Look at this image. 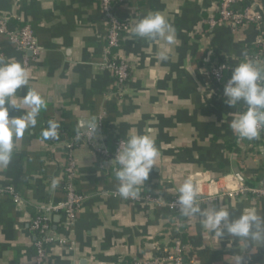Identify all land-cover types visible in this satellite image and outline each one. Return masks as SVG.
<instances>
[{
    "label": "crops",
    "instance_id": "crops-1",
    "mask_svg": "<svg viewBox=\"0 0 264 264\" xmlns=\"http://www.w3.org/2000/svg\"><path fill=\"white\" fill-rule=\"evenodd\" d=\"M218 1L128 0L121 5L118 15L131 28L117 54L130 64L131 76L115 99L110 97L114 79L98 66L106 45L99 0H0L7 29L28 26L40 51L20 52L0 34V58L21 63L28 72V84L11 99L9 116H27L30 108L23 98L30 90L45 101L36 125L14 138L11 162L0 167V189L12 187L26 202L18 209L11 195L0 193V264H34L30 222L35 206L65 198L66 149L43 137L50 122L59 125L65 141L100 117L104 126L94 133L93 145L74 143V185L86 199L68 231L61 216L57 222L53 218L52 230L68 236L70 245L48 244L45 264H130L152 260L161 253L160 243L168 244L164 227L173 222L171 210L114 194L116 172L111 162L101 167L96 146L111 153L115 136L126 140L150 131L155 141L159 155L139 196L155 192L169 201L191 181L202 210L225 207L235 219L252 207L264 219V195H228L240 187L264 188V131L253 140L233 133L230 123L247 105L241 101L229 107L225 84L217 85L209 73L210 65L222 59L233 68L246 61L258 33L250 25L209 30L206 21L217 16ZM251 4L264 6V0H244ZM150 12L161 13L175 28L177 43L131 34L134 22ZM161 53L168 59L161 60ZM201 219L198 214L184 216V245L192 264H233L237 255L244 264H264V243L227 232L218 239Z\"/></svg>",
    "mask_w": 264,
    "mask_h": 264
},
{
    "label": "clouds",
    "instance_id": "clouds-1",
    "mask_svg": "<svg viewBox=\"0 0 264 264\" xmlns=\"http://www.w3.org/2000/svg\"><path fill=\"white\" fill-rule=\"evenodd\" d=\"M131 34L138 38L149 40L160 39L167 44L177 43L175 28L159 12H150L134 22ZM161 60L168 57L161 53ZM28 84V72L21 63L0 58V167H7L11 162L14 148V138H21L29 126L36 125V117L45 106V101L35 91H29L23 102L30 108L26 117L14 118L9 116L13 105L11 99L17 90ZM225 102L229 107L243 101L247 109L235 116L229 127L240 139L253 140L259 138L264 129V68L252 60L239 63L231 70V77L223 89ZM59 125L50 122L48 129L42 135L45 139L55 138ZM94 132L97 123L93 125ZM159 153L155 141L146 131L144 134L131 135L120 142L115 162L118 165L116 179L117 192L121 198L136 199L140 188L149 177ZM112 162V163H113ZM52 187H56L53 181ZM196 190L191 181H185L179 188L177 203L180 214L202 217L205 228L221 239L225 232L243 238L264 243V219L255 208L249 207L242 211L238 218L230 219L225 207H210L201 209L198 204ZM233 264H244L242 255L234 257Z\"/></svg>",
    "mask_w": 264,
    "mask_h": 264
},
{
    "label": "built area",
    "instance_id": "built-area-1",
    "mask_svg": "<svg viewBox=\"0 0 264 264\" xmlns=\"http://www.w3.org/2000/svg\"><path fill=\"white\" fill-rule=\"evenodd\" d=\"M128 2V0H99V9L102 14V23L105 29V48L103 51V61L98 65L102 71H107L115 82V90L110 93V97L115 99L120 98L130 80L131 69L130 64L124 58L117 54L120 48L123 36L130 31V24L120 19L118 9L121 5ZM216 17H212L206 21L209 30L216 26H227L232 31L243 28L245 26H253L258 33L254 47L257 49L255 53L248 54L246 60H252L259 64L261 68L264 67V6L259 4L244 5V0H219L214 5ZM0 34L9 38V40L17 47L20 52H32L38 54L40 51L37 46V41L33 32L28 26H24L19 30L13 32L7 29V19L0 17ZM234 69L228 61L222 59L214 62L209 67V73L212 80L220 85L222 82L227 83L231 77V70ZM246 108L242 111H246ZM97 123V129L103 128L102 117L94 122L84 133H77L71 139L64 140L59 129H57V136L49 138V142L54 147H61L66 149V160L63 166V191L65 198L58 203L38 204L35 206V217L30 222V231L35 237L34 249L35 257L34 264L46 263V247L52 242H57L60 245H70V238L68 236H59L52 230V221L55 216H61L64 221V229L69 230L73 225L76 215L80 211L86 199L85 196L79 194L75 189V179L77 177V168L73 157V146L77 141L83 142L87 145H93L94 128L93 125ZM49 127V126H48ZM261 130L260 134L263 133ZM114 151L109 153L105 146H96V151L99 155V161L102 168H105L108 162H113L122 141L119 137H114ZM112 172L118 170V165L112 163ZM0 193L9 194L13 197L16 208L21 209L26 202L23 201L12 187H4L0 189ZM117 195L118 193H114ZM228 195L236 197L247 196L259 197L264 195V188L250 189L240 187L235 192H229ZM177 196L172 197L169 201H164L155 192H148L144 195L138 196L136 199L129 200L137 203H142L154 209L168 208L173 212V225L175 230L168 232V242L171 246L164 252V256L154 257L152 260L135 261L130 264H160L162 262H169L171 264H192L186 255V246L182 243L180 231L178 227L181 222L178 216L181 215L179 211V204L177 203ZM188 262H185V260Z\"/></svg>",
    "mask_w": 264,
    "mask_h": 264
},
{
    "label": "trees",
    "instance_id": "trees-1",
    "mask_svg": "<svg viewBox=\"0 0 264 264\" xmlns=\"http://www.w3.org/2000/svg\"><path fill=\"white\" fill-rule=\"evenodd\" d=\"M256 50H257V49H256L255 47H253V48L250 50L249 54H253V53H255ZM220 85H221V86H224V83L222 82ZM113 151H114V148H113L112 151H110L111 154L113 153ZM179 220H180L181 224H180V226L178 227V230L180 231V235H178V236L180 237L182 243L185 244V241H184V235H183V230H182V228H183V224H184V216H183V215H179ZM175 229H176V226L173 225V222H172V221H170L169 223H167V224L165 225V227H164V233H167V235H168V232H169L170 230H175ZM159 246H160V248H161V250H160L161 253L159 254V256H164V255H165L164 248H169V247L171 246V244H170V242H168V244H167L166 246H165V245L163 246V245L160 243ZM185 262H188V260L186 259Z\"/></svg>",
    "mask_w": 264,
    "mask_h": 264
},
{
    "label": "water",
    "instance_id": "water-1",
    "mask_svg": "<svg viewBox=\"0 0 264 264\" xmlns=\"http://www.w3.org/2000/svg\"><path fill=\"white\" fill-rule=\"evenodd\" d=\"M57 217H58V216H55V217H54V221H55V222H57Z\"/></svg>",
    "mask_w": 264,
    "mask_h": 264
}]
</instances>
